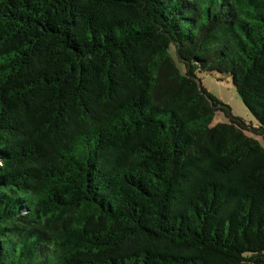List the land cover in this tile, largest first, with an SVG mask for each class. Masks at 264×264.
Instances as JSON below:
<instances>
[{
  "label": "trees",
  "instance_id": "obj_1",
  "mask_svg": "<svg viewBox=\"0 0 264 264\" xmlns=\"http://www.w3.org/2000/svg\"><path fill=\"white\" fill-rule=\"evenodd\" d=\"M256 137L264 0H0V264H264Z\"/></svg>",
  "mask_w": 264,
  "mask_h": 264
},
{
  "label": "rangeland",
  "instance_id": "obj_2",
  "mask_svg": "<svg viewBox=\"0 0 264 264\" xmlns=\"http://www.w3.org/2000/svg\"><path fill=\"white\" fill-rule=\"evenodd\" d=\"M199 78L201 79L203 87L209 93L218 98L224 104L230 106L234 117L242 118L248 122H252L254 125L258 124L253 114L249 111L242 98L238 94L230 77L222 76L218 73H200ZM227 121L228 118L226 114L224 112H218L212 122V126H216L219 123H224ZM256 138L264 146V139L261 137Z\"/></svg>",
  "mask_w": 264,
  "mask_h": 264
}]
</instances>
